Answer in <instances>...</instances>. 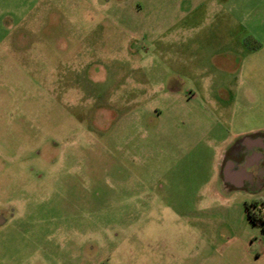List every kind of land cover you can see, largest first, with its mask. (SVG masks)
I'll use <instances>...</instances> for the list:
<instances>
[{"label":"rangeland","instance_id":"374dc122","mask_svg":"<svg viewBox=\"0 0 264 264\" xmlns=\"http://www.w3.org/2000/svg\"><path fill=\"white\" fill-rule=\"evenodd\" d=\"M260 42L264 0H0V264H214L203 198L264 207L224 137L264 123Z\"/></svg>","mask_w":264,"mask_h":264},{"label":"crops","instance_id":"0c3cea01","mask_svg":"<svg viewBox=\"0 0 264 264\" xmlns=\"http://www.w3.org/2000/svg\"><path fill=\"white\" fill-rule=\"evenodd\" d=\"M249 53L243 69L244 71L246 70L247 78L256 83L260 89L259 86L264 82V48H262L261 42L259 47H255ZM261 103V106L264 107V100H261ZM262 118L261 116H256L255 118L253 114H244L234 128L225 129L227 133L224 137L226 138L242 136L238 144L240 152L244 153L241 162L242 166L246 163V158L251 160L249 156H245V150L247 149L254 155L253 161L251 160L252 164H260L264 161V123L261 122ZM255 120H259L258 122L260 123L252 124V121ZM212 134L215 135L216 133ZM224 140L223 138L222 142ZM254 149L257 150L254 151ZM261 170H255L253 176L247 178L241 177L242 172L239 169L234 167L227 168L223 176H221V183L223 185L232 183L238 186H245L247 179H249L251 181L248 182L249 191H257L263 186V179L260 178ZM256 176L258 178L255 180ZM237 196L235 194L214 193L208 194L207 198L206 196L203 198L207 202L208 200L218 202L217 207H223L222 209L224 210L221 216L222 224L211 227L213 229L210 232H205L207 234L204 246L207 250H212L210 253L214 264H264V231L256 230L254 227L258 226L250 223L246 216L247 207L252 211L254 206L257 207L256 197L246 194L238 199L236 198ZM208 207L209 205L206 204L205 208ZM259 213L258 216L264 218L263 206L260 207ZM233 220L238 222L236 224L238 225L237 227L233 225ZM196 233H199V228ZM198 247L199 239L196 243V248ZM200 247L203 248V245H200Z\"/></svg>","mask_w":264,"mask_h":264},{"label":"trees","instance_id":"16d2710c","mask_svg":"<svg viewBox=\"0 0 264 264\" xmlns=\"http://www.w3.org/2000/svg\"><path fill=\"white\" fill-rule=\"evenodd\" d=\"M246 216L250 223L260 226L264 231V218L259 217L258 214L252 211L249 207L246 208Z\"/></svg>","mask_w":264,"mask_h":264}]
</instances>
